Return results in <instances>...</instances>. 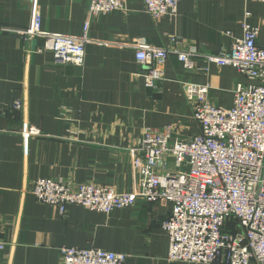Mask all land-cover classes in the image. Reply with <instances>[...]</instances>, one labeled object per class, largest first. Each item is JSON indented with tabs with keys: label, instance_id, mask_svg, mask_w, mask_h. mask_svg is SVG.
<instances>
[{
	"label": "crops",
	"instance_id": "0c3cea01",
	"mask_svg": "<svg viewBox=\"0 0 264 264\" xmlns=\"http://www.w3.org/2000/svg\"><path fill=\"white\" fill-rule=\"evenodd\" d=\"M43 31L80 37L89 21L84 67L60 64L52 53L25 52L43 44L22 40L33 0H0V264H62L63 247L124 253L126 264H189L167 260L169 238L162 223L168 203L134 206L107 216L79 205L65 214L37 201L39 179L61 180L72 187L105 185L118 193L137 189L134 151L145 129L169 128L173 140L187 142L200 133L187 100L188 85H209L210 101L233 105L234 91L248 83L237 69L219 68L203 58L188 71L178 53L196 47L203 53L229 49L243 37L242 22L260 28L264 46V4L258 0H180L173 19L154 20L143 0H130L128 13L90 17L88 0H37ZM176 39V42L172 41ZM131 43L165 48L169 58L157 90L145 87L144 69ZM29 53V54H28ZM209 68V73L204 68ZM22 111L12 109L15 101ZM34 126L40 137L25 139ZM169 164L173 165L171 158Z\"/></svg>",
	"mask_w": 264,
	"mask_h": 264
},
{
	"label": "built area",
	"instance_id": "2783aa9c",
	"mask_svg": "<svg viewBox=\"0 0 264 264\" xmlns=\"http://www.w3.org/2000/svg\"><path fill=\"white\" fill-rule=\"evenodd\" d=\"M264 4V0H258ZM130 0H88L90 17L128 13ZM180 0H143L145 11L154 19H173ZM242 22L243 37L234 39L229 49L208 54L192 47L180 51L178 59L188 71L196 70L203 58L219 68L233 67L248 83L234 91L233 105L219 107L209 99V85H188L187 100L200 133L187 142L173 140L169 128L144 130L134 151L133 170L137 189L118 193L114 188L85 183L75 185L61 180L39 179L32 193L39 203L66 213L70 205L111 215L118 209L135 205L168 203L170 216L162 223L169 238L167 260L189 264H264V46L259 45L260 28ZM42 13L33 0L29 25L20 30L22 40L43 44L29 53H52L63 65L84 67L90 22L80 37L49 34L42 29ZM264 22V15L262 18ZM0 27V33H11ZM173 42L176 39L172 38ZM136 62L144 69L145 87L157 90L164 81V67L169 58L165 48L131 43ZM28 53V54H29ZM206 73L210 69L204 68ZM1 107V102H0ZM24 103L12 105L20 112ZM23 138L42 136L30 126ZM171 158L173 165L169 164ZM0 215V251L8 243L2 238ZM62 264H126L128 255L97 249L63 247Z\"/></svg>",
	"mask_w": 264,
	"mask_h": 264
}]
</instances>
